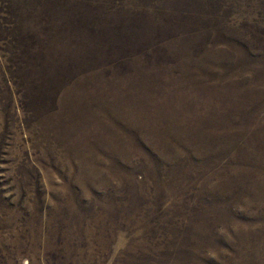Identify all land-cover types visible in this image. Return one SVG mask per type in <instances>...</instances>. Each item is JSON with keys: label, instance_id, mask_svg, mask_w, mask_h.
I'll return each instance as SVG.
<instances>
[{"label": "rangeland", "instance_id": "rangeland-1", "mask_svg": "<svg viewBox=\"0 0 264 264\" xmlns=\"http://www.w3.org/2000/svg\"><path fill=\"white\" fill-rule=\"evenodd\" d=\"M0 264H264V0H0Z\"/></svg>", "mask_w": 264, "mask_h": 264}]
</instances>
